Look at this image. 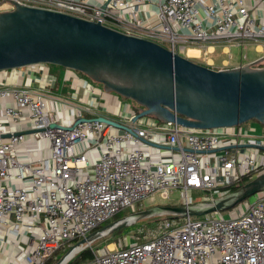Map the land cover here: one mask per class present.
Here are the masks:
<instances>
[{
  "label": "built area",
  "instance_id": "1",
  "mask_svg": "<svg viewBox=\"0 0 264 264\" xmlns=\"http://www.w3.org/2000/svg\"><path fill=\"white\" fill-rule=\"evenodd\" d=\"M10 1L100 22L180 54L220 42L240 47L243 58L251 44L264 49V0H109L105 8L107 0L0 3ZM58 100L0 86V264H66L87 247L93 257L82 264H264V191L229 216L162 214L155 227L136 233L140 242L103 249L75 244L73 257L56 260L74 240L157 193L168 198L180 188L190 205L196 204L191 190L217 191L202 202L211 201L264 171V136L251 127L199 129L154 117L145 124L152 116L133 121L136 111L109 117L123 129L97 120L90 105L63 104V114L54 107ZM81 117L89 120L74 126ZM163 146L177 156L164 159Z\"/></svg>",
  "mask_w": 264,
  "mask_h": 264
},
{
  "label": "water",
  "instance_id": "2",
  "mask_svg": "<svg viewBox=\"0 0 264 264\" xmlns=\"http://www.w3.org/2000/svg\"><path fill=\"white\" fill-rule=\"evenodd\" d=\"M10 3L12 9L0 11V71L51 63L82 72L101 83L105 91L132 99L136 103L133 121L152 116L199 129L241 125L251 119L264 124V66H257L264 57L252 64L214 69L154 40L100 22ZM96 119L128 129L106 116ZM86 120L78 118L74 126ZM262 191L264 171L221 198L190 205H156L112 221L74 248L128 225L131 216L136 220L154 214L184 217L223 212ZM74 248L60 263L75 255Z\"/></svg>",
  "mask_w": 264,
  "mask_h": 264
},
{
  "label": "crops",
  "instance_id": "3",
  "mask_svg": "<svg viewBox=\"0 0 264 264\" xmlns=\"http://www.w3.org/2000/svg\"><path fill=\"white\" fill-rule=\"evenodd\" d=\"M92 1L99 3L101 0ZM259 12L260 11L258 10L257 13ZM251 47L255 48L257 53H263L264 55V49L262 45L251 44L249 45L248 49ZM234 48L241 50L240 47L234 44L220 42L192 45L189 46L185 52L190 55L191 50L197 51L198 54H193V56L195 58L203 57L205 62L202 64L208 65L214 69H225L252 64L260 59L259 57L262 55L260 54L258 57L249 58L248 54H246V61H244L243 52L241 50V61L234 63ZM214 54H218L222 57L220 59H216L215 57L211 56ZM262 66L264 65L262 64ZM86 77L78 71L63 67L61 65L39 63L0 71V86L25 87L32 89V91L50 94L59 99L56 103H54V107L60 111L62 110L63 114L65 113L63 104H67L69 106L75 104L90 105L96 110V114L99 116L117 119H120L128 113L135 111V107H132L131 103L119 100L120 97L114 92H108L103 88H97L92 80H89ZM2 103L4 104L5 102H1V107L3 106ZM154 121L156 120L153 117L146 118L144 119L143 123L149 124L154 123ZM248 126L249 128L255 127L257 129L255 132H253L255 135L264 136V128H261L257 122H250ZM30 146L32 147V149H30V152H32L31 155H36L34 145L30 144ZM25 147L26 145L23 146L24 149ZM155 150L156 151L154 152L158 153L159 150H157V148ZM160 152L164 159L171 158L173 154L175 157L177 156V152H173V149L165 146L161 147ZM26 157V155H23V158Z\"/></svg>",
  "mask_w": 264,
  "mask_h": 264
},
{
  "label": "rangeland",
  "instance_id": "4",
  "mask_svg": "<svg viewBox=\"0 0 264 264\" xmlns=\"http://www.w3.org/2000/svg\"><path fill=\"white\" fill-rule=\"evenodd\" d=\"M13 8V5L10 3V2H2L0 3V11H5V10H9V9H12ZM257 45V44H255ZM246 54H248L249 58H255V57H258L260 54L263 55V53H257L255 51V48L251 47L249 49H247V51H245ZM182 55L186 56V57H189L193 60H195L196 62H199V63H203L205 62L204 58L201 57V58H195L193 56V54H190L188 55L185 51L183 53H181ZM260 56L259 58L263 57V56ZM213 57H215L216 59H220L222 56H219L218 54H214V55H211ZM233 62L236 63V62H240L241 59H242V53H241V50H238L237 48H234L233 49ZM244 61L245 58H243ZM259 64H263L264 65V61L259 63ZM82 73V72H81ZM85 77L89 80H92L88 75L84 74ZM92 82L94 83V85H96L97 88H100L102 89L103 88V85L95 80H92ZM116 93V92H114ZM117 94V93H116ZM120 98L119 100H122L123 102H127V103H131L132 104V107H136V103L130 99V98H126L124 96H121V95H118ZM88 115V114H86ZM250 122H257L261 128H264V124H262L261 122L257 121L256 119H251L249 121H246L244 122L243 126L247 127L248 124ZM237 128L238 126L235 125ZM249 127V126H248ZM251 129L253 130V132H255L257 129L255 127H251ZM218 193L217 191H207V190H191L189 192V196H190V199L193 200V201H196L197 202H202L203 200L207 199V198H210V197H217ZM255 199V195L251 196L249 198L250 201H253ZM190 200V201H191ZM201 200V201H199ZM247 201V200H246ZM245 201V202H246ZM185 204V198H184V194L182 192V190L180 188H173L170 190L169 192V197L168 198H164L160 193H157L153 196H150L148 198H146L143 203L141 204H138L137 206H133V207H127V208H124L122 209L117 215L115 218L101 224L100 227H103L107 224H109L110 222L112 221H115V219H119V218H122V217H125L127 215H130L132 213H135V212H140V211H143V210H147L151 207H154L156 205H160V206H180V205H183ZM239 206V204H238ZM224 214L226 216H229L230 213H235V207L234 208H231V209H227V210H224L223 211ZM159 216H163L161 214H154L153 216H149V217H142V218H139V219H136L135 221L133 222H130L128 225L122 227V228H119L117 230H120L122 229V233L120 234H117L114 233L115 231L113 232H110L98 239H96L93 243H92V246L95 248V249H103L105 246H109V247H121V246H124L127 243H133V242H137V238L135 236H137V232L141 229L140 225L142 224H146L147 225V228L150 227V222L153 221L156 217H159ZM207 215L203 214V215H193L192 218L194 220H198V219H202V218H206ZM158 222V221H157ZM156 222V224H157ZM149 223V224H147ZM154 224V225H156ZM146 225H144L146 227ZM110 239H112L113 241L112 242H109L107 243L108 241H110ZM81 240V239H80ZM80 240H74L69 246H67L65 249H62V250H59L57 255H56V260H60L63 255L69 250V248L72 246V245H75L77 244ZM51 264V263H49Z\"/></svg>",
  "mask_w": 264,
  "mask_h": 264
},
{
  "label": "trees",
  "instance_id": "5",
  "mask_svg": "<svg viewBox=\"0 0 264 264\" xmlns=\"http://www.w3.org/2000/svg\"><path fill=\"white\" fill-rule=\"evenodd\" d=\"M257 66H262V64H258ZM81 73V72H80ZM83 74V73H82ZM250 180V178L249 177H247V178H245L244 179V183H246L247 181H249ZM243 183V184H244ZM236 188H238V187H233L232 188V191L233 190H235ZM163 216H159V217H156L153 221H151L150 222V227H155V225L154 224H156V222L158 221V220H160L161 218H162ZM164 217H167V218H174V217H176V216H174V215H167V216H164ZM120 219V218H119ZM115 220H117V219H115ZM147 224H149V223H147ZM144 225H146V224H142V225H140L141 227L140 228H147V225H146V227L144 226ZM122 231V229H120V230H117V231H115L114 233H116V235L117 234H119L120 232ZM122 233V232H121ZM120 233V234H121ZM138 233V232H137ZM143 240V238L142 237H140L139 239H137V242H140V241H142ZM113 240L112 239H110V241H108L107 243H109V242H112ZM94 248V247H93ZM93 257V252H92V248H90V247H87V248H85L84 250H82V251H80L79 253H77L72 259H70L69 260V262H67L66 264H82L84 261H87V260H89V259H91Z\"/></svg>",
  "mask_w": 264,
  "mask_h": 264
},
{
  "label": "bare ground",
  "instance_id": "6",
  "mask_svg": "<svg viewBox=\"0 0 264 264\" xmlns=\"http://www.w3.org/2000/svg\"><path fill=\"white\" fill-rule=\"evenodd\" d=\"M190 53H191V54H194V55H197V54H198V52L195 51V50H191ZM135 218H136V216H131V217H129V218H128V222H133V221L135 220Z\"/></svg>",
  "mask_w": 264,
  "mask_h": 264
}]
</instances>
